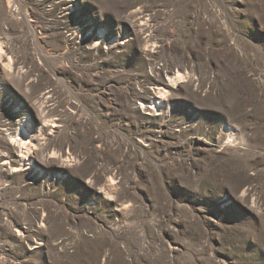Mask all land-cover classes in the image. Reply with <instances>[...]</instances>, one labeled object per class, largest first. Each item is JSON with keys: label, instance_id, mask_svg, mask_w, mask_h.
<instances>
[{"label": "rangeland", "instance_id": "obj_1", "mask_svg": "<svg viewBox=\"0 0 264 264\" xmlns=\"http://www.w3.org/2000/svg\"><path fill=\"white\" fill-rule=\"evenodd\" d=\"M15 1L0 120L50 125L12 172L0 141V264H264V0Z\"/></svg>", "mask_w": 264, "mask_h": 264}, {"label": "bare ground", "instance_id": "obj_2", "mask_svg": "<svg viewBox=\"0 0 264 264\" xmlns=\"http://www.w3.org/2000/svg\"><path fill=\"white\" fill-rule=\"evenodd\" d=\"M0 7L5 9V14H7L8 19L14 12V9H18L15 0H0ZM30 17L31 14L28 12L23 15L24 20H26L28 24L32 26L34 25V23L32 22L33 20L30 19ZM129 21L134 34L136 36L145 34L143 39H145V41L150 44V42L148 41L152 37V34H146V32L150 29L151 26V23L149 21V15L143 10H135L131 14V19ZM14 56V48H12L11 46H4V44H2V42L0 41V89L6 88L11 81H17L16 78L18 73V60L16 61ZM174 75L175 76H171L169 79L162 81V84H155L154 87L151 88L152 92H149L150 100L148 101V103L142 102V104L144 106L150 104L152 105L151 109H153V107L159 109V107H161L165 102H167L169 100L168 96L170 90L176 85H180L182 82H184V73L178 70V72H174ZM17 82L19 85V81ZM40 101L41 100H38V102L35 103H31V105L33 104L32 106H34L40 119V124L36 126L37 128H34V130L37 129V133L43 132L46 127L50 125L49 123H47V119L45 120V117L49 112V108L45 106L42 101ZM50 121L53 122L52 125H55V120ZM18 124V127H14L11 125H7L5 122L0 120V141H5V144H7V146L13 151V153L15 152V154H17V158L12 159L9 162L10 165L9 167H7L9 172H12V170L17 168L16 165H18V163L16 162H26L27 160H32L38 153L35 149L38 148L36 144V140L38 137L37 133L33 132L34 130L32 129L33 127H31L32 123L29 119V116L23 115L18 120ZM7 131H9V134H6ZM8 137L10 138L9 142ZM12 138H14V140H12ZM46 155L48 158H55L57 156L55 151H53L52 149H49ZM57 158H59L62 166L68 165L70 161H75V156L69 150H67L64 155L63 153L61 154V156L58 155Z\"/></svg>", "mask_w": 264, "mask_h": 264}]
</instances>
